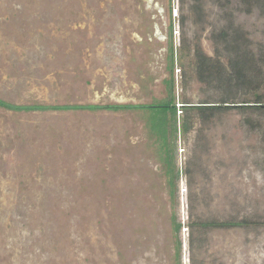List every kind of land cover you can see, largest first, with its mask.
I'll return each instance as SVG.
<instances>
[{
	"label": "rangeland",
	"instance_id": "rangeland-1",
	"mask_svg": "<svg viewBox=\"0 0 264 264\" xmlns=\"http://www.w3.org/2000/svg\"><path fill=\"white\" fill-rule=\"evenodd\" d=\"M177 2L0 0V100L49 108L0 107V264H264L263 112L229 110L161 138L152 111L51 109L163 103L168 86L152 81L163 78L172 44L179 117L181 98L210 95L200 85L181 90L180 53L197 45L213 57L220 31L239 30L252 49L264 44L253 4L203 0L202 18L178 27ZM169 8V18L157 13ZM169 20V41L131 40L153 23L167 35ZM116 30L125 33L118 47ZM208 219L243 224L195 235L188 250L185 225Z\"/></svg>",
	"mask_w": 264,
	"mask_h": 264
},
{
	"label": "trees",
	"instance_id": "trees-1",
	"mask_svg": "<svg viewBox=\"0 0 264 264\" xmlns=\"http://www.w3.org/2000/svg\"><path fill=\"white\" fill-rule=\"evenodd\" d=\"M248 4H253L264 15V0H244ZM180 11L183 13L180 25H185V20L195 16L202 18L206 13L203 6V0H178ZM212 37L216 45L215 55L208 57L201 52L197 46L187 47L185 55L179 54V59L185 64L180 65L182 70L181 90L186 92L192 85L204 87V93L208 91L209 98L199 102H191L187 98L180 99L179 112L181 116H176L175 98H170L163 103L156 104V107L148 106H64L51 107V109H89V110H135L148 109L152 120L156 121L155 130L157 137H164L165 133L173 131L176 135L188 134V132L197 130L199 124L210 121L218 113H225L229 110L254 111L264 113V44L251 48V43L242 32L234 30L233 32H213ZM183 47L179 48V52ZM187 70V73H186ZM220 91L219 98H212V92ZM217 92V91H216ZM244 95L246 99L239 100V96ZM212 99V100H211ZM0 107L9 110H45L47 106H15L0 100ZM160 112L161 116L157 118L154 112ZM181 133V134H180ZM161 137V138H162ZM164 139V138H163ZM169 149L167 151L170 152ZM171 155V154H170ZM169 156V155H168ZM186 173L188 172V168ZM177 177V176H176ZM174 183H170L173 185ZM243 222L205 220L197 224L192 221L185 226L190 230L188 232V250H192L195 241V235L200 236L207 233L208 229H223L239 226ZM182 224L174 222V229L177 234L180 233ZM200 239H198L199 241ZM181 242L178 243L177 246ZM191 262V261H190Z\"/></svg>",
	"mask_w": 264,
	"mask_h": 264
},
{
	"label": "flooded vegetation",
	"instance_id": "flooded-vegetation-1",
	"mask_svg": "<svg viewBox=\"0 0 264 264\" xmlns=\"http://www.w3.org/2000/svg\"><path fill=\"white\" fill-rule=\"evenodd\" d=\"M176 11H175V17L174 18H177V20H178V27H179V24H180V20H181V16L183 15V13L180 11V8H179V4H178V2L176 3ZM170 7V6H169ZM135 9V8H134ZM135 11L136 12H134L133 11V14H134V16L136 17V18H142V16H141V14H143L144 12H148V11H143L142 10V8H141V6H138V8H136L135 9ZM167 11V12H166ZM167 13V15H168V18L170 17V15H171V9L169 8L168 10H163V9H160L159 11H157V13L159 14V15H161V14H163V13ZM152 19H153V17H152ZM159 19V18H158ZM160 20V19H159ZM133 26V29H136V30H141L142 28H139V29H137V27H138V24H136L135 23V25H132ZM152 32L150 33V34H147V36H145V38H143V37H141V36H139V34H140V31L138 32V33H133V32H130L131 33V40H133L134 41V43H138L137 44V46L139 45L140 46V44L143 42V40L144 39H146V40H148V41H150V40H156L157 41V43H164L165 41H166V37H167V41H169L170 40V38H171V34H172V29H173V25L171 24V22H170V20H169V23H168V31L169 32H167V35H162L161 33H160V30L157 28V24L156 23H153L152 25ZM140 27V26H139ZM142 27V26H141ZM144 27V26H143ZM124 29V28H123ZM116 31H118V33H117V35H116V37L114 38V41H113V46L114 47H118V44H119V39H118V37H120V36H122L123 37V35H125V33H123V32H121L120 30H116ZM130 31V30H129ZM124 32H126V31H124ZM118 34H120V35H118ZM127 34V33H126ZM165 40V41H164ZM180 40V36L178 37V41ZM179 47H180V45H179ZM171 50V51H170ZM164 51V48L161 50V52H163ZM167 53H168V55H167V60L165 61V60H163V62H162V66H163V69L165 70L162 74H163V78H161L160 80H158V78L157 77H154L153 78V85H154V88H155V86L156 85H158V84H156L157 82H160V83H164V84H166V86H168V90H169V97L167 98V100H169L170 98H175L174 97V94H173V88H174V86H173V84H174V78H173V76H172V71H173V64H174V59L176 58V54H175V51L173 52V48H172V44H170V47H169V49H167ZM164 54H165V51H164ZM174 55H175V58H174ZM87 57H90L89 55H87ZM85 61V60H84ZM89 61V60H88ZM177 61V60H176ZM91 64V63H90ZM159 65V64H158ZM155 66H156V64H155ZM165 73H168V74H165ZM179 73H181L180 74V78H181V76H182V70H180L179 69ZM168 75V76H167ZM162 79H163V81H162ZM162 81V82H161ZM143 82H147L148 84L150 83V81H149V79H142V77H140V80H139V83H143ZM138 82H135V84H138V85H135V84H133V87L134 88H136V91L138 90L139 92L140 91H144V89H146L145 87L144 88H142V86H140V84H139ZM135 85V86H134ZM151 88V87H150ZM150 88H148V89H150ZM153 88V87H152ZM89 106H91V105H89ZM94 106H99V107H101V106H120V107H126V106H140V107H143V106H148V107H150V108H153V107H156V104H142V103H132V104H100V105H94ZM104 111H109V112H117V111H113V110H104ZM119 111H125V112H129V109H124V110H118V112ZM131 111H141V112H143V111H145V112H150L148 109H135V110H131Z\"/></svg>",
	"mask_w": 264,
	"mask_h": 264
}]
</instances>
